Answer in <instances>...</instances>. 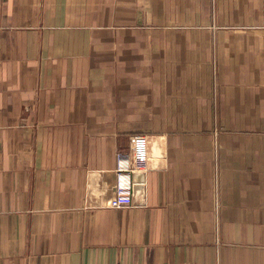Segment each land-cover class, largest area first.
Instances as JSON below:
<instances>
[{"label":"crops","instance_id":"obj_1","mask_svg":"<svg viewBox=\"0 0 264 264\" xmlns=\"http://www.w3.org/2000/svg\"><path fill=\"white\" fill-rule=\"evenodd\" d=\"M0 264H264V0H0Z\"/></svg>","mask_w":264,"mask_h":264},{"label":"built area","instance_id":"obj_2","mask_svg":"<svg viewBox=\"0 0 264 264\" xmlns=\"http://www.w3.org/2000/svg\"><path fill=\"white\" fill-rule=\"evenodd\" d=\"M133 173L128 154L118 152V180L115 195L109 200L108 207L118 209L135 206Z\"/></svg>","mask_w":264,"mask_h":264},{"label":"water","instance_id":"obj_3","mask_svg":"<svg viewBox=\"0 0 264 264\" xmlns=\"http://www.w3.org/2000/svg\"><path fill=\"white\" fill-rule=\"evenodd\" d=\"M134 176L137 178L138 181H140L142 179V174H134Z\"/></svg>","mask_w":264,"mask_h":264}]
</instances>
